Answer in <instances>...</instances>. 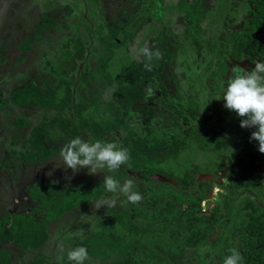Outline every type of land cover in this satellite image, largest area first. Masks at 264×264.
<instances>
[{
    "label": "trees",
    "instance_id": "obj_1",
    "mask_svg": "<svg viewBox=\"0 0 264 264\" xmlns=\"http://www.w3.org/2000/svg\"><path fill=\"white\" fill-rule=\"evenodd\" d=\"M217 2L224 13L222 28L218 33H216V24L219 22L214 18H210L213 19L210 20L201 14L196 16V21L193 20V15L203 7L206 0H156V5L159 7L156 8L155 14L161 8L170 18L174 15V10L182 11L186 16L187 23L196 30H199L201 20H209L210 32L202 39L200 37L195 41L196 45L204 46L207 53H211V58L205 61L201 67L202 78L199 83L204 87L206 85L202 79L211 70L214 59L228 61L223 52L225 43L232 48L231 76L236 75V61L242 57L251 62H254L256 57L264 60V0H253L251 4L247 0H232L233 4L229 3L230 0H217ZM250 13L253 16L247 17V14ZM153 17H156L159 23H154L153 20L148 22L146 26L148 28L145 27L139 42L146 41L149 48L153 50L162 46L165 53L159 49L160 53L163 57L168 58L170 50H184L182 49V46H185L182 32L170 28L168 20L160 19L159 16ZM228 18L233 20L241 18L240 26L228 29ZM256 30L260 31L254 36L253 32ZM205 31L204 28L203 33ZM109 35L113 38L116 32L109 30ZM189 43L193 44L190 41ZM125 46H127L126 39L117 43L114 48H110L113 54L105 61H101V66L107 67L106 73L110 83L115 82L110 72L111 69L116 67L119 69L116 71H120L123 75L119 81L120 86L115 88L116 91L121 88L120 93L115 96L119 104H130L132 99L141 102L139 108L130 111L128 115L130 120H134L139 131L135 126L121 122L122 120L117 117L113 120H97L81 104L73 106L75 122L72 119L58 121L59 127L66 133H72L73 136H79L81 129L98 135L122 124L124 131L128 133L117 145L128 150L131 166L138 167L141 179L150 183L146 188L140 190L144 198L147 197L146 190L150 191L147 205L143 207L145 213L139 209L138 204H132L130 208L136 207L134 211L147 214L151 216L148 218L151 222H161L164 226L161 229H151L145 225L138 227L127 222V224H115L114 227L105 230L106 234L114 235L115 238L124 241L126 257L136 253L137 245L151 251H160L164 258L160 259L157 264H191L196 256L207 257L208 260L205 264H223L226 256L230 254V249L233 248L240 252L241 264H264V204L262 203L264 201V178L261 177L257 167L258 155H264V153L258 151V142L250 140L252 129L240 127L241 117H238L235 112L228 120L231 127L230 132L234 133L238 149L228 144L225 138L219 134L212 133L209 139H205L206 130H200L197 127L192 130L195 134L196 147H194L195 143L187 142L190 146L188 151L208 149L215 152V160L209 158L210 161L194 162L191 172L202 170L213 174L218 171L223 173L225 171L223 161L229 157L231 163L224 172L227 182L221 185L224 191L223 198L220 202L210 206L208 210L202 209L200 202L210 194L212 188L210 182L201 180L200 176L192 175L190 177L186 172L170 174L161 168L160 157L166 160L167 155L176 153L178 147L184 144L185 140L176 138L174 134L167 135L165 132L159 136L154 134L152 123L155 118V108L152 102L158 96L155 89L159 90L160 97L168 110L179 121L187 125L188 129L193 126V120L198 122L200 118L195 117L192 110L185 108L183 97L168 93V88L162 81V77H167L163 70L165 65L163 62L159 70H149L145 67L144 61L134 59L131 55L130 62L117 65L119 60L124 59L126 50L130 56ZM119 50L124 51L119 52ZM193 79L196 80L194 77ZM70 92L67 81L59 78L56 84L46 86L43 92L32 84L26 85L22 90H15L11 94L10 102L17 105L38 104L44 109L52 108L60 113L70 104ZM123 95L126 98H123ZM119 96H122V101ZM208 105L213 106H210V111L217 112V116L223 119L220 114L223 109L220 108L218 102L211 100ZM46 126L48 125L39 124L33 128L29 139L30 150L23 153L24 157L21 155L19 158L41 161L56 152L51 149L45 151L42 149L43 142L41 145L36 140L39 138L42 141L41 137H47ZM164 149L166 150L163 151ZM10 151L16 150L11 148ZM246 170L253 172L248 174ZM157 173H163L175 180L178 186L152 180V175ZM111 175L118 181L124 177L120 170ZM155 182L160 184L159 188L154 187ZM51 184L44 183L37 188V183H34L29 187V197L36 205H32L28 213L14 212L11 215L0 216V244L12 240L22 253L26 249H37L49 238L48 222L60 218L80 205L88 204L89 200L105 193L103 180L97 183L86 181L83 186L82 181H79V186L76 189L67 188V183H65V190L61 191L58 187L54 192L48 187ZM97 184H99L98 187H96ZM191 184L196 185L197 191L185 192V189ZM175 187H179L181 190H175ZM116 218L118 219V216ZM117 226L123 230L121 234H118ZM205 239L210 242L202 244ZM77 246H85L89 250V241L85 239L75 247ZM71 263L73 262L67 259V255L62 260V264ZM0 264L17 263H11L9 254L4 249H0ZM34 264L49 263L44 258H39Z\"/></svg>",
    "mask_w": 264,
    "mask_h": 264
},
{
    "label": "rangeland",
    "instance_id": "obj_2",
    "mask_svg": "<svg viewBox=\"0 0 264 264\" xmlns=\"http://www.w3.org/2000/svg\"><path fill=\"white\" fill-rule=\"evenodd\" d=\"M16 1L17 2L0 0V52L7 49H9V53H13V50L14 52L17 51L16 43L18 41L20 43L19 45L22 48H26L27 46H29V36H26V38L24 39H19L24 29L27 28V31L29 30V34H31L33 29V31L36 33V36L42 39L44 38L42 35V30H46L49 27L56 28V31L54 32V37L56 38V40H54L52 44L54 43V46H60V48L55 49V51H60L62 49L64 52H71L69 53L71 58L70 61H67L66 57H63V54L61 52H59L57 55H62L63 59L59 60L54 58V53L51 54L50 52H48L50 48L44 49V46H46V42L35 46L30 53L31 59L27 62L24 71L21 72L22 77H24L23 80L19 81L14 79L13 81L17 88L19 87L21 89L22 87H24L23 84L26 85L30 83L33 86H36V88L43 90L44 86H46L45 83H48L47 86H49V84L54 85L55 82H57V79L63 78L68 81L69 86L72 90V106L68 105L67 107H65L62 111L61 117L72 119L75 122L73 106L75 104H81L82 106L87 108V110L91 113V115H93L94 118L98 120H113L115 117H117L122 120L121 122L135 126V128L139 131V128L134 124L133 120H130L128 117L129 112L137 108L139 104L137 102L131 101L130 104L122 105L116 102L114 97V95L117 96V94H119L121 91V88L119 89V91H116L115 89L116 87L120 86L119 81L123 78L122 73L120 71H116L119 69L116 67L114 69H111V75L115 80V82L111 83V85H109L104 80L102 81L99 79L100 75L103 72L99 61H105L108 57H111L113 53L110 48H114L117 43L126 39L127 46H125V49H128L130 56L128 55V52L126 50L124 59L119 60L117 62V65H120L123 62H130L131 55L134 59L142 60L146 64L150 63L151 68L155 70H159L160 68L158 67H160L161 63L163 62L165 64L163 66V70L164 72H166L167 76L163 78L167 80L166 84L168 87V91H172L177 97H183L185 99V108L192 110L195 117L200 118V121L198 122L193 120V126L188 129L187 125L179 121L176 116L168 110L167 106L162 100L156 99L153 102V107L155 108V118L152 123L154 134L159 136L163 132H165L167 135L174 134L176 138L185 140V143L181 144L178 147L176 153L167 155L166 160H164L163 157H160V159L162 160L161 168H163L164 171L170 174L186 172L190 177L192 175L200 176L201 180H206L205 178L207 177L210 180L212 188L208 197L200 202V207L202 209L208 210L210 206H212L216 202L221 201L224 194L221 185L227 182L224 172L231 164L229 161V157H227V159L223 161V165L225 167V171L223 173L217 172L216 174H208L206 171L202 170L198 172H191V168H194V162L199 163L201 160H215V152L208 149H204L203 151H199L197 149L189 152L188 150L190 146L189 143H187H195V134L192 130L197 127L200 130H206L204 134L205 139H209L212 133H216L225 138L227 143L232 147L236 149L239 148L234 140V133L230 132L231 127L228 124V120L231 119V116L234 114V112L228 110L224 106V100L222 99L224 88H226L227 82L231 78L229 77V71L232 64V48L230 45L226 43L223 45V52L228 61L221 62L218 58H215L211 70L202 79L206 87L201 86L199 83L200 79L202 78L201 67L205 61L211 58V53H207L206 49H199L198 45L195 44V41L197 39H200V37H204V35H207V33L210 32V28L208 26L209 20H201L199 30H196L189 23H187L186 16L182 11L178 12L177 10H174V15H172L170 18H168V16L165 14V12H163L161 8L158 9L155 14V10H157L156 8L159 7L156 5V0ZM247 1L250 2L252 0ZM29 3H31V7H38L36 12H42L38 17L34 18V20L30 17L32 15V11L30 13L26 11L29 6L27 4ZM229 3L233 4L232 0H230ZM218 4L219 3L217 2V0H206V3L203 5V7H201V9H199L193 15V20L196 21V16H200L201 14H204L208 19L214 18V20L219 22L216 24V33H218L222 28V19L224 18V16H222L224 13H222V10L220 6H218ZM69 7L72 10V12H70L71 14L67 13ZM14 12L21 13L20 19H15ZM54 12H56V17H53L52 15ZM45 13H49L51 15H46ZM153 16H159L160 19H163L165 21L168 20V26L170 28L182 32L181 35L185 46H182V49L184 50L181 51H178L180 49H175L174 51L170 50L168 53L169 58L163 57L162 55L160 59H156L154 57L152 61L149 62L143 55L142 50L144 48H147L155 52L157 49H150L146 41L144 43H140L139 38L142 36L145 29L148 28L146 27L148 22L153 20L154 23H159V20ZM48 18L49 20H47ZM218 18L219 21L217 20ZM18 20H20L19 22L22 21L25 24L21 27L19 24H17ZM227 21L229 23L227 27L228 29H231L233 27L240 26L242 20L241 18H237V20L228 18ZM65 25L67 29H65ZM204 28L206 29L205 33H203ZM57 30H61L63 32L58 37H56L59 33ZM109 30L116 32V38L110 37ZM12 37H14V39ZM189 41L193 44L191 45ZM10 43H12L14 47L13 49L12 47H6V45H10ZM96 46H99V48L96 49ZM158 49L165 53V50L162 48V46H159ZM43 50H46L47 53ZM101 50H103V52H101ZM123 51L124 50H119V52ZM113 60L114 59H112V61ZM258 60L263 59L256 57L254 62H249L242 57L237 63V71L242 72L245 69L251 70V68L254 67V64ZM13 62L14 60L11 61V64ZM0 66L4 68L3 72L5 71L7 75H10L12 78L14 77V75L11 74L9 70V68H11L10 61L7 65L3 63ZM83 72H85L86 76L85 81H82L80 79V76ZM106 72L107 71H105L104 73ZM44 74L46 76L45 79ZM193 77L196 78L198 82L194 80ZM1 81L2 74H0V82ZM194 86H196V88H194ZM7 90H11V88L5 87L4 85L0 84V92H2V95H4L3 92ZM123 98H126V96L123 95ZM119 99L122 101V96H119ZM211 100L218 102L220 108L223 109V111H221L220 113L223 116V119H221L220 116H217V112L209 110L210 106H212L208 105L209 101ZM4 105V101H0V107L3 108ZM3 110H0V116H2L4 119H7V123L9 121V123L11 124L8 123L7 127L0 129V149L8 150V143L16 144L17 146L14 147L16 148V151L9 152V155L11 156L10 161L16 162L14 159H17L19 157L20 151L30 150V147H28V142L25 141V135L29 132V128H26L25 132H23L22 126L24 120H22L21 122L15 121L16 117H14V115L19 113V109L13 112L14 115L10 117V120ZM37 114L38 116L34 117H38L37 120H39V117L44 118L43 121L36 120L37 123L41 122L39 124L47 125L48 120L45 121L46 119L54 117V119L52 120H55V116H58L55 115V111L51 109L44 111L43 114H39V112ZM13 122L16 123L12 124ZM25 122L29 124V122ZM49 122L55 123V121L51 120ZM56 123L58 122L56 121ZM56 123L55 125L53 124L51 126H46L48 131V135L46 138L41 137L42 141H40L39 138H36L38 144L42 145L43 142L44 147L42 149H44L45 151H48L49 149L53 151H55L56 149L59 150L66 139L75 137L73 135H64L62 130L56 127ZM9 126L10 128H8ZM254 130L255 129H252V131ZM127 133V131H124L122 124H120L117 125L113 130L105 131L99 135H94L90 132H87L85 129H82L79 136H83L85 139H90L91 141H110L118 144L121 142L122 138L127 135ZM19 145H24L25 147L22 148ZM194 147H196V143L194 144ZM9 148L13 147L9 146ZM165 150L166 149H164L163 151ZM51 156L52 155H50L49 157ZM52 159L56 162L55 164L57 165L59 162L58 156L53 155V157L49 160ZM257 167L259 168L261 177L264 178V155L262 154L258 155ZM56 168L65 170L63 166ZM0 169L6 172L11 171L10 164H8L7 159H0ZM68 170H70V174H72V170L67 169L66 171ZM117 170H120L122 174H124L123 180L129 178L135 180L137 185L136 191L138 192H140L142 188H146L147 184L149 183H146L141 179L140 169L138 167L131 166L130 161L127 164L122 165ZM117 170L115 172H117ZM252 172V170H246V173L248 174H251ZM0 173H2L5 178L4 186L6 188L7 184H9L8 177H6L2 171H0ZM45 173L48 174V172ZM74 174L76 176L72 175L73 177H62V180L54 178L55 176L53 172V174L50 175L51 177H53V180H47V178L40 179L41 181L37 182V188L41 187V185H43L44 183H52L50 186H48L52 192H54L55 188L58 187L61 191H63L65 190L64 184L67 183V188L76 189L79 186V181H82L83 186L86 181L97 182L102 178L101 176H103L104 179L105 175V173L103 172L96 176L89 175L87 168H82ZM37 176L38 174L32 175L31 179L29 180L32 181ZM72 180L73 182H71ZM123 180H121V182ZM152 180L156 182H164L157 178H152ZM156 182L154 183V187L159 188L160 184ZM13 184L14 183H12V185ZM170 184L173 186H178L177 182L175 184ZM0 185H2L1 181ZM148 185H150V183ZM98 186L99 184L96 185V187ZM174 189L181 190L179 187H175ZM196 191L197 187L195 184H191L185 189V192L193 193ZM1 192H3L2 189H0V193ZM146 193L147 197H143L142 201L138 203L139 209L143 210V212L145 211L143 207L147 205L146 203L148 202L147 200L150 195V191L146 190ZM105 194L106 193H103L100 197L104 196ZM262 203L264 204V201H262ZM131 205L132 203L128 202L124 198H121V201L118 202L116 207L107 208L106 206H103L98 210L92 209L88 211L87 203L81 205L82 208L78 210L75 215H72L70 217V221L60 227L58 232H54L55 223H49L52 234H50V237L47 240L46 245L44 246L45 248L42 247L41 249L37 250V254L39 255L40 252L44 253L47 252V250H51V252L49 251V260L53 262V264H61V257L63 255H67V252L61 254V251H66L67 249L62 241L64 234L66 232H82L83 234L79 235L78 238H80V241L87 239L90 245L89 251L91 257L86 260L88 264H101L102 260H105L104 264H111L110 262H112V260L110 259L112 258L115 260V258L118 257V253L119 257L122 258V260L125 261L126 264H157L160 259L164 258V255L160 251H150L147 249H142V246H138L136 249L137 251H135L136 253H134L133 256H128L127 260H125L124 252L122 251V242H116L115 240H113L114 237H110L109 235V238L101 231L109 230L110 228L114 227L115 224H121V222H124V219L126 220V223L129 222V224H133L138 227H142L145 225L146 227H150L151 229H161L164 226V224L161 222H151V220L148 219L151 216L144 214L145 212L142 213L134 211L136 207L133 206V208H130ZM78 214L79 216H81V218L79 217L80 221H77ZM116 216H118V219L116 218ZM98 230V233L94 232ZM117 232L118 234H121L123 230L117 226ZM75 240L76 243L79 242V239L76 238ZM61 242L63 243L64 249H61L59 246ZM206 242L209 243L210 241L205 239L202 244ZM72 243V241H69V247L72 246ZM113 248H115V250L117 251H113ZM27 256L28 254H26V257ZM136 260L138 261V263H136ZM207 260V257L196 256L195 259L192 260L191 264H205Z\"/></svg>",
    "mask_w": 264,
    "mask_h": 264
},
{
    "label": "clouds",
    "instance_id": "obj_3",
    "mask_svg": "<svg viewBox=\"0 0 264 264\" xmlns=\"http://www.w3.org/2000/svg\"><path fill=\"white\" fill-rule=\"evenodd\" d=\"M142 52L149 62L154 57L160 59L162 56L158 49L153 52L144 48ZM145 67L151 70L150 63ZM222 99L228 110L241 117L240 127L255 129L251 132L250 140L258 142V151L264 153V60H258L251 70L237 71V74L228 80ZM129 160L128 150L118 147L114 142L91 141L83 136H75L66 139L59 148V163L55 166H63L65 170L71 169L73 173L82 168H87L89 175L105 173L103 185L106 194L91 201L93 208L98 210L103 206L116 207L121 198L132 204L142 201L143 196L136 191L134 179L129 178L121 182L111 175ZM59 246L63 249L62 242ZM88 258L89 252L85 246L67 250V259L74 264H85ZM241 261L240 252L233 248L223 264H241Z\"/></svg>",
    "mask_w": 264,
    "mask_h": 264
},
{
    "label": "flooded vegetation",
    "instance_id": "obj_4",
    "mask_svg": "<svg viewBox=\"0 0 264 264\" xmlns=\"http://www.w3.org/2000/svg\"><path fill=\"white\" fill-rule=\"evenodd\" d=\"M9 1H15V2H17L16 0H9ZM32 1V0H31ZM253 1V0H252ZM252 1H250L249 2V4H251L252 3ZM4 2V1H3ZM25 2H27V0H25ZM102 2V1H101ZM27 5H29L28 6V9L26 10V11H28V13H30L31 11H32V15L30 16L31 17V19H33L34 20V18H36V17H38L42 12H36L37 11V9H38V7L37 6H33V7H31V3H29V4H27ZM17 7V6H16ZM20 9H21V7H20ZM70 12H72V10L70 9V7H69V10L67 11V13H70ZM14 14H15V19H20V15H21V13H15L14 12ZM46 15H51V14H47V13H45ZM58 14V13H57ZM71 14V13H70ZM53 17H56L57 15H56V12H54L53 14ZM249 16H253V14L252 13H250V14H247V17H249ZM20 20H18V23L17 24H19L21 27L25 24L24 22H19ZM68 24V23H67ZM66 24V25H67ZM105 27V26H104ZM109 28V27H108ZM61 29H63V28H61ZM65 29H67V27L65 26ZM65 29H63V30H65ZM56 31V28H47L46 30H42V35H43V37L44 38H39V37H37L36 36V33L33 31V29H32V32H31V34H29V30L27 31V28L26 29H24L23 30V33L20 35V38L19 39H24V38H26V36H29L30 37V43H29V46H27L26 48H21L20 47V43H19V41L16 43V50L17 51H15L14 52V50H13V53H9L10 51H9V49H7V50H4V51H2V52H0V64H8L9 63V61H10V67L11 68H9V70H10V72H11V74H13L14 75V77L13 78H15V80H18L17 78H20L21 80H23V78L24 77H22V74H21V72H23L24 71V69H25V67H26V64H27V62L31 59V56H30V53H31V51H32V49L35 47V46H37V45H39V44H43V42H46L45 43V45L46 46H44V49H47V48H50V50L48 51V52H50L51 54H53L54 53V58H56V59H59V60H62L63 59V57L65 56L66 57V60L67 61H70V54L69 53H71L70 51H67V52H64L62 49L60 50V51H55V49H59L60 48V46H54V43L52 44V42H54V40H56V38L54 37V32ZM59 33H58V35L56 36V37H58L60 34H62L63 32L61 31V30H57ZM258 31H260V30H256V32H253V35L255 36L257 33H258ZM116 36V35H115ZM13 39H14V37H12ZM36 38V39H35ZM116 38V37H115ZM201 39H202V37H201ZM9 45V44H8ZM8 45H6V47H12V49L14 48L13 47V45H12V43H10V45L8 46ZM97 48L96 49H98L99 48V46H96ZM199 47V49L201 48H203L204 49V46H198ZM109 48V47H108ZM159 50V49H158ZM43 51H46V50H43ZM63 51V52H62ZM160 51V50H159ZM59 52H61L62 54H63V57H62V55H57ZM101 52H103V50H101ZM46 53H47V51H46ZM8 56H9V58H8ZM54 58H52V59H54ZM259 58V57H258ZM14 60V62L11 64V61H13ZM48 60V59H47ZM247 60V59H246ZM221 62H223L222 60H220ZM235 61V60H234ZM247 61H249V60H247ZM100 62V65H101V61H99ZM98 62V63H99ZM226 62V61H225ZM237 63L239 62V60H237L236 61ZM249 62H251V61H249ZM101 68H102V70H103V72H102V74L100 75V77H99V79L100 80H104L105 82H107L109 85H111V83H110V81H109V79L107 78V74L106 73H104L105 71H106V69H107V67H102L101 66ZM159 68V67H158ZM4 69V68H3ZM151 69H153V68H151ZM231 69H232V66H231ZM231 69H230V71H229V77H233V76H231ZM83 74V75H82ZM81 74V76H80V79L82 80V81H85L86 80V76H85V72H83ZM25 75V74H24ZM22 77V78H21ZM46 78V76H45V74H44V79ZM57 81H58V79H57ZM67 81V80H66ZM162 81L164 82V84L167 86V84H166V82H167V80L166 79H164L163 77H162ZM29 82H31V81H29ZM57 82H55V84H56ZM67 83H68V81H67ZM30 84V83H29ZM69 84V83H68ZM45 85L47 86L48 85V83L46 84L45 83ZM49 85H51V84H49ZM46 86H44V89L43 90H40L39 88V90L41 91V92H43L44 90H45V87ZM70 87V86H69ZM168 88V87H167ZM70 90H71V88H70ZM155 91H156V93H157V97L158 98H155L154 100H153V102L156 100V99H159V100H162L161 99V97H160V93H159V90L156 88L155 89ZM4 93V95H2V92H0V101H4V103H5V105H6V108H5V105H4V107L2 108V107H0V110L2 109H4L3 111H5V113H6V115H7V117H9V120H10V117H12L13 116V111L15 112V111H17V109L18 108H20L21 106H19V105H16V104H14V103H12V102H9L10 100V90H7V91H5V92H3ZM168 93H171V94H174L175 95V93H173L172 91H168ZM5 94H6V96H5ZM71 94H72V90H71V92H70V98H71ZM114 97H115V95H114ZM116 100V99H115ZM6 101H8V102H6ZM132 102H137L138 104H139V106L141 105V102H138V101H135L134 99H132L131 100ZM163 101V100H162ZM117 102V101H116ZM152 102V103H153ZM119 103V102H118ZM32 105H36V104H32ZM70 106H72V104H71V101H70V104H69ZM76 105V104H75ZM74 105V106H75ZM17 106H19V107H17ZM68 106V105H67ZM66 106V107H67ZM139 106L137 107V108H135V109H138L139 108ZM49 109H51L52 110V108H49ZM45 110H48V109H45ZM73 110H74V114H75V108H73ZM55 111V110H54ZM44 113V110H42V111H40L39 112V114H43ZM55 115H58V116H55L57 119L56 120H52V119H54V117H50V118H48V119H46L45 121H47L48 120V125L49 126H51V125H55V123H56V121L58 122L59 120H61V119H68V118H66V117H61L62 115V112H57V111H55ZM59 115H60V117H59ZM75 118V117H74ZM33 119V118H32ZM35 120H37V118H34ZM43 119L44 118H41V117H39V120L41 121H43ZM39 120H37V121H39ZM55 121V123H52V122H49V121ZM98 120V119H97ZM37 121H35L34 123H37ZM76 121V120H75ZM101 121H103V119L101 120ZM9 122V121H8ZM133 122H134V120H133ZM39 123H41V122H38L37 123V125H39ZM7 119H4L2 116H0V129H2V128H5V127H7ZM11 124V123H10ZM29 124H30V122H29ZM29 124H27V125H23L22 126V129H26V128H28L29 127ZM56 127H58V128H60L59 127V125H58V123H56ZM61 129V128H60ZM62 130V132L64 133V135H69V136H72V133H70V132H68V133H66V132H64V130L63 129H61ZM82 130V129H81ZM106 131H108V130H106ZM87 132H89V131H87ZM103 132H105V131H103ZM103 132H101V133H103ZM91 133V132H90ZM100 133V134H101ZM99 135V134H98ZM9 146H12L13 147V149H15L16 150V148H14L15 146H17L16 144H14V143H8L7 144V148H8V150H2V149H0V159H7V161H8V164H10V169H11V171H3V170H1L0 169V171H2L4 174H5V176L6 177H8V181H9V184H7V186H6V188H5V186H4V183H5V178H4V176H3V174L2 173H0V181H1V183H2V185H0V189H2L3 190V192H1L0 193V216H3L4 214H9V215H11L12 213H17V212H25V213H27L28 211H29V209L32 207V205H36L35 204V202L33 201V200H31V198L29 197V187H31L34 183H37L38 181H41L40 179H44V178H47V180H49V179H52L53 177H51L50 175L51 174H53V172H54V178H58V179H62L63 180V178L62 177H68V176H71V177H73L72 175H74V176H76L73 172H72V174H70V170H68V171H66V170H61L60 168H56L54 165H56L55 163V161H53V159L52 160H49L50 158H52L53 157V155H57V156H59V150H57L56 148V152L55 153H53L52 154V156L51 157H46L44 160H41V161H37V160H31L30 161V159L28 160V159H24V158H19L21 155L23 156V153L24 152H26V151H24V150H22V151H20L19 152V157L17 158V159H14L16 162H12V161H10V158H11V156L9 155V152H10V149L11 148H9ZM20 147H21V145H19ZM22 148H24V146H22ZM24 157V156H23ZM202 161V160H201ZM200 161V162H201ZM10 162V163H9ZM203 162V161H202ZM59 163V162H58ZM54 164V165H53ZM56 168V169H55ZM13 170L14 171H18V173H20V172H25V175L26 176H23V177H18V178H14V175H13ZM45 172H48V174H46ZM218 172H220V173H222L221 171H218ZM50 173V174H49ZM208 174L209 173H211V172H207ZM35 174H38V176L34 179V180H32V181H30L29 179H31V176L32 175H35ZM98 174H100V173H98ZM98 174H95V176L96 175H98ZM157 174H159V173H157ZM163 174V173H162ZM211 174H213V173H211ZM59 175V176H58ZM61 175V176H60ZM155 175V174H154ZM165 175V174H164ZM153 176V175H152ZM13 177V178H12ZM102 178L99 180V181H101V180H103V176H101ZM140 177H141V175H140ZM206 177V176H205ZM70 178V177H69ZM153 178V177H152ZM75 179V178H74ZM73 179V180H74ZM123 179H124V177H123ZM123 179H121V180H123ZM206 180H208L209 182H210V180L206 177L205 178ZM53 180V179H52ZM73 180L71 181V182H73ZM121 180H119V181H121ZM99 181H97V182H99ZM61 182H64V181H61ZM65 182H67V181H65ZM96 182V183H97ZM12 183H14L13 185H12ZM99 197H97V198H93V200L94 199H98ZM92 200H89V203L87 204V208H88V211L89 210H92V209H94L93 208V202H91ZM214 205V204H213ZM212 205V206H213ZM82 207H81V205L78 207V208H75V209H73V210H71L70 212H67V213H65L64 215H62L61 216V218H63V217H65V216H68V215H70V217L72 216V215H75L76 214V212L78 211V210H80ZM80 215H82V214H80ZM78 218H77V221H80V218H81V216H79V214H78V216H77ZM80 217V218H79ZM59 219V218H58ZM54 220H56V219H54ZM70 220V219H69ZM52 221V220H51ZM50 221V222H51ZM50 222H48V224H47V227H48V232H49V237H50V233H51V228L49 227V223ZM121 224H127L126 223V220L124 219V222H121ZM84 227H86V226H84ZM83 227V228H84ZM83 231V230H82ZM104 234H105V230H101ZM95 233H98L99 232V230L98 231H94ZM68 233H70V234H68ZM68 234V235H67ZM81 234H83L82 232L81 233H74V232H66L65 234H64V236H63V238H62V241H63V243L65 244L64 246L65 247H67V249H66V251H61V254H64V253H66L67 252V250L69 249V248H75V246L77 245V244H79V243H81V242H83L84 240H82V241H80V238H78L79 237V235H81ZM91 234H92V232H91ZM65 235H67V236H65ZM79 239L77 242L78 243H76L75 241V239ZM49 239V238H48ZM47 239V240H48ZM69 241H74L76 244H72V246H70L69 247V245H68V243H69ZM46 245V242L41 246V247H39V248H37V249H35V248H32V249H26L23 253H22V251H21V249L17 246V245H15L13 242H12V240H7L6 242H3V243H1L0 244V249H4L5 250V252H7L8 254H9V258H10V261H11V263H17V264H34V262L37 260V259H39V258H44L45 259V261L46 262H48L49 264H53V262H51L50 260H49V251L51 252V250H47V252H40V254L38 255L37 254V250H39V249H41L42 247H44ZM45 248V247H44ZM64 249V248H63ZM26 254H28V256L26 257ZM62 256V255H61ZM66 256V255H65ZM64 255L61 257V259L63 260V258L65 257ZM61 260V261H62ZM62 264V263H61Z\"/></svg>",
    "mask_w": 264,
    "mask_h": 264
},
{
    "label": "crops",
    "instance_id": "obj_5",
    "mask_svg": "<svg viewBox=\"0 0 264 264\" xmlns=\"http://www.w3.org/2000/svg\"><path fill=\"white\" fill-rule=\"evenodd\" d=\"M1 65V64H0ZM3 67H1L0 66V74H2V81L0 82V84L1 85H4L5 87H9V88H11V90H10V99H11V94H12V92H14L15 90H22L26 85H29V83L28 84H26V85H24L23 84V86L24 87H22L21 89L18 87L17 88V86H15V83L13 82L14 81V79L15 78H12L10 75H7L6 74V72L4 71L3 72ZM1 72H3V73H1ZM19 81H22L21 79H18ZM36 87V86H35ZM6 102H8V101H6ZM10 102V101H9ZM8 102V103H9ZM17 105V104H16ZM19 106H21L20 108H18L19 110V113L18 114H13L14 115V117H16V119H15V121L16 122H20V121H22V120H24V122H23V125H27V123L25 122V121H27V122H30V124H29V132L25 135V141L26 142H28V147H30V145H29V139H30V134L32 133V130H33V128L35 127V126H37V123H34L36 120L34 119V117H36V116H38V112H40V111H42V110H44V108L43 107H41L40 105H38V104H36L35 106L34 105H32V104H29V103H27V104H18ZM19 106H17V107H19ZM23 109V110H22ZM46 109H49V108H46ZM53 110V109H52ZM44 111H46V110H44ZM54 111V110H53ZM14 112V111H13ZM59 117H60V115H59ZM33 118V119H32ZM38 118V117H37ZM59 119V118H58ZM16 122H13L12 124H14V123H16ZM9 123V122H8ZM10 124V123H9ZM8 128H10V126L8 127ZM25 130L26 129H23V132H25ZM22 146H24V145H21V147ZM25 147V146H24ZM15 174V176H14V178H18V177H23V176H26L25 175V172H20V173H18V171H14L13 170V175ZM13 178V177H12ZM70 215H68V216H65V217H63V218H59V219H56V220H52L51 222H54L55 223V226H54V228H55V230H54V232H58L59 231V228L60 227H62L63 225H65V224H67L70 220ZM50 234H52V231H51V233ZM68 234H70V233H68ZM67 234V235H68ZM106 234V233H105ZM67 235H65V236H67ZM107 235V234H106ZM107 237H109V235H107ZM106 237V238H107ZM110 237H114V239L113 240H115L116 242L117 241H120V242H122V244H123V247H122V251L124 252V259L125 260H127V258L128 257H126V254H125V251H124V246H125V243L123 242V240L122 239H117V238H115V236H113V235H110ZM109 237V238H110ZM117 239V240H116ZM73 243L72 244H74L75 242L74 241H72ZM90 246V245H89ZM138 246H141V245H137L136 247H135V251H137L136 249H137V247ZM142 249H147V248H145V247H141ZM114 250L113 251H117V250H115V248H113ZM90 250V249H89ZM88 250V252H89V257H91V255H90V251ZM118 250H121V249H118ZM147 250H149V249H147ZM151 251V250H150ZM118 255V257H116L115 258V260L114 259H110V260H112V262H110L111 264H126V262L125 261H123L122 260V258H120L119 257V253L117 254ZM104 262H105V260L103 261L102 260V263L101 264H104ZM136 263H138V261L136 260ZM71 264H74V262L73 263H71ZM85 264H88L86 261H85Z\"/></svg>",
    "mask_w": 264,
    "mask_h": 264
},
{
    "label": "water",
    "instance_id": "obj_6",
    "mask_svg": "<svg viewBox=\"0 0 264 264\" xmlns=\"http://www.w3.org/2000/svg\"><path fill=\"white\" fill-rule=\"evenodd\" d=\"M153 178H157V179H159L161 181L168 182V183H172V184H175L176 183L175 180H173V179L165 176L164 174H155V175H153Z\"/></svg>",
    "mask_w": 264,
    "mask_h": 264
},
{
    "label": "bare ground",
    "instance_id": "obj_7",
    "mask_svg": "<svg viewBox=\"0 0 264 264\" xmlns=\"http://www.w3.org/2000/svg\"><path fill=\"white\" fill-rule=\"evenodd\" d=\"M28 213V212H27Z\"/></svg>",
    "mask_w": 264,
    "mask_h": 264
}]
</instances>
